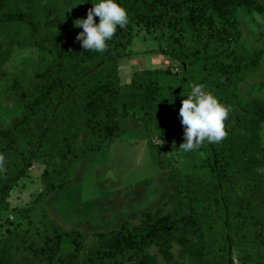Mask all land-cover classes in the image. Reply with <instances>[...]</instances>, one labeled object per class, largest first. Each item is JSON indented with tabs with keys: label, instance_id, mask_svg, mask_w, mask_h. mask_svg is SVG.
I'll list each match as a JSON object with an SVG mask.
<instances>
[{
	"label": "trees",
	"instance_id": "obj_1",
	"mask_svg": "<svg viewBox=\"0 0 264 264\" xmlns=\"http://www.w3.org/2000/svg\"><path fill=\"white\" fill-rule=\"evenodd\" d=\"M119 2L129 22L97 52L82 48L76 39L82 29L62 13L61 0H0V81L14 47L38 50L32 89L19 77L7 86L20 99L21 112L9 124L0 119V264H160L147 250L151 245L165 264H264V96L238 90L239 81L264 60V34L250 47L241 39L242 19L264 16V0ZM135 25L164 38L157 50L199 66L219 100L231 107L225 127L233 129L218 143L189 152L179 148L184 169L163 160L173 189L167 210L146 211L136 225L123 221L85 247L79 231L46 217L38 225L31 219L34 206L9 209L7 196L37 161L44 165L42 202L69 184L82 159H103L130 119L148 136L171 137L179 147L184 95L162 79L173 71L145 68L126 82L119 78L118 62ZM11 211L28 218L25 226H10ZM64 240L73 245L70 250L61 251Z\"/></svg>",
	"mask_w": 264,
	"mask_h": 264
},
{
	"label": "rangeland",
	"instance_id": "obj_2",
	"mask_svg": "<svg viewBox=\"0 0 264 264\" xmlns=\"http://www.w3.org/2000/svg\"><path fill=\"white\" fill-rule=\"evenodd\" d=\"M81 2L61 0L62 13L72 22L85 17L92 0ZM98 19L94 16V22H98ZM245 19L241 21V39L250 47L262 41L264 16L257 14L253 18L245 16ZM164 44L163 37L158 38L156 33L142 25H135L131 43L118 62L120 80L128 81L138 69L169 68L173 72L162 76L163 81L170 87L180 89L184 96L189 93L193 83H200L219 99L218 91L205 80L198 65L181 64L157 50ZM37 54L36 47H14L4 63L7 74L0 81V119L5 124H9L22 109L20 99L8 92L7 86L14 77H19L25 89H32L35 82L32 63L37 59ZM238 90L245 96H264V60L259 69L239 81ZM225 128L229 132L233 125ZM260 140L264 147V122L261 124ZM165 158L180 169L185 168L181 150L171 137L157 134L148 136L136 120L130 119L125 134L118 140H110L103 159H82L69 184L46 195L42 202L38 200V195L43 187L41 173L44 165L33 161L7 196L8 207L32 205L34 212L31 219L36 224L43 225L40 223L43 217L51 218L65 229L79 231L83 235V246L93 247L98 233L117 227L123 221L128 225L139 224L144 212H164L169 208L166 199L173 189L167 179V168L163 166ZM43 212L46 215L43 216ZM8 219L10 226L19 227L25 226L28 218L11 211ZM1 231L0 228V237ZM72 247L69 241L64 240L61 251ZM147 250L156 254L160 264H165L154 245ZM172 250L177 254L176 243Z\"/></svg>",
	"mask_w": 264,
	"mask_h": 264
},
{
	"label": "clouds",
	"instance_id": "obj_3",
	"mask_svg": "<svg viewBox=\"0 0 264 264\" xmlns=\"http://www.w3.org/2000/svg\"><path fill=\"white\" fill-rule=\"evenodd\" d=\"M94 16L99 18L98 22H94ZM128 22V12L119 0H92L86 16L76 18L73 26L82 29L77 32L76 39L83 49L100 52L107 48L117 28H124ZM230 111L229 105L222 103L202 84L193 83L178 111L184 137L179 148L189 152L204 143L220 142L227 135L225 121Z\"/></svg>",
	"mask_w": 264,
	"mask_h": 264
},
{
	"label": "bare ground",
	"instance_id": "obj_4",
	"mask_svg": "<svg viewBox=\"0 0 264 264\" xmlns=\"http://www.w3.org/2000/svg\"><path fill=\"white\" fill-rule=\"evenodd\" d=\"M126 152V151H125ZM122 155V154H121ZM121 157V156H120Z\"/></svg>",
	"mask_w": 264,
	"mask_h": 264
}]
</instances>
